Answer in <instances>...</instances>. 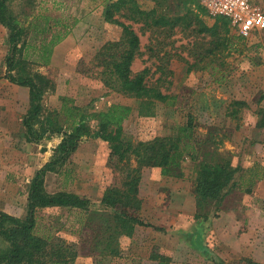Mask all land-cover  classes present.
<instances>
[{
	"label": "rangeland",
	"instance_id": "obj_1",
	"mask_svg": "<svg viewBox=\"0 0 264 264\" xmlns=\"http://www.w3.org/2000/svg\"><path fill=\"white\" fill-rule=\"evenodd\" d=\"M249 1L264 14V0ZM7 2L11 16L25 26L23 38L29 45L22 56L17 55L25 56L18 63L20 72H37L51 82L39 126L66 127L54 113L63 96L88 114L120 103L130 109L122 120L126 140L176 135L178 127L190 120L191 137L199 150L196 158L180 162V176H161L158 167H140L137 211L148 225L135 224L131 233L115 235L110 246L116 253L98 256L112 232L114 215L101 199L110 188L123 189L124 173L108 161L106 142L83 136L76 150L56 164L55 173L47 175L44 188L49 192L73 189L90 197L88 224L86 218L85 223L78 222V209L57 206L38 209L39 231L48 227L73 242L76 262L82 264H157L161 257L169 258V264H264V178L248 188L231 186L220 199L204 201L201 209L193 187L201 160L226 157L232 165L264 166V27L232 38L231 45L229 40L217 44L208 32L198 31L202 22L211 26L213 20L196 10L193 1L137 0L143 8L155 7L156 14L181 15L187 7L193 12L172 28L147 27L118 16L133 23L140 39L132 73L147 68L146 83L170 96L150 103L146 97L121 91L109 71V55L119 48L109 43L122 40L123 28L103 18L105 0ZM44 17L51 28L39 33L35 22L42 24ZM66 30L53 45L48 64H41L43 43ZM232 33L230 29L228 34ZM8 36L9 29L0 22V211L23 214L28 210L30 179L52 159L61 137L53 133L39 143L27 139L21 118L28 107L29 87L3 76ZM86 121L96 128L94 116ZM4 243L0 238V245ZM218 252L222 262L212 258Z\"/></svg>",
	"mask_w": 264,
	"mask_h": 264
},
{
	"label": "trees",
	"instance_id": "obj_2",
	"mask_svg": "<svg viewBox=\"0 0 264 264\" xmlns=\"http://www.w3.org/2000/svg\"><path fill=\"white\" fill-rule=\"evenodd\" d=\"M188 1H193L195 9L203 12L197 0ZM8 8L7 0H0V22L9 29V44L3 76L14 83L29 87L28 107L21 118L26 137L30 141L39 143L42 138L51 137L53 133H56L61 140L52 159L36 169L30 179L26 215L18 217L3 210L0 211V238L5 242L0 245V264H82L76 262L78 250L73 242L66 240L48 227L39 231L36 213L38 209L57 206L80 207L85 209L87 214L81 222L85 223L87 219L86 225L88 224L90 214L88 209H91L92 200L67 189L49 192L44 188V180L46 173L55 171L56 164L68 158L76 150L82 137L89 135L108 144L110 148L108 161H112V165L120 167L124 173L123 189L110 188L101 199L102 205L111 208L114 215L111 222L112 232L108 235V242L105 241L98 256L116 253V248L110 246L115 235L118 237L123 232L131 233L135 224L148 225L138 217L137 211L140 204L137 197L140 167L144 165L158 167L161 176H180V162L186 157L193 159L197 157L199 150L191 137L190 120L178 127L179 132L176 135L157 136L134 142L130 139L126 140L123 136L122 120L129 113L128 106L111 103L107 108L99 110L97 114L94 112L88 114L75 105L72 98L63 96L59 109L54 113L57 118L61 116L62 123L66 127L62 128V124H57L51 129L39 126L43 97L51 87V82L37 72L25 74L20 72L18 63L25 56L19 59L17 55L22 56V50L29 45L23 38L25 26L19 18L11 16ZM155 11V7H141L137 0H105L103 9V18L123 28L122 40L109 43L110 45L119 44L118 50L109 55L110 59L107 61L110 64L109 71L119 81L121 91L137 97H146L147 102L150 103L152 99L164 102L170 96L146 83L147 68L142 67L132 73L131 63L140 39L134 30L133 23L123 21L118 16L123 15L132 22H140L147 27L172 28L181 19H188V15L193 13L188 7L181 15H168L160 11L156 14ZM43 19L42 24L35 22L39 33H46L51 28L49 19L47 17ZM230 29L227 18L219 16L213 19L211 26L202 22L198 31L208 32L216 38L217 44L225 45L229 40L231 45L234 43L232 38L240 36L234 32L228 34ZM67 33L68 30L63 33H53L49 41L43 43L40 54L41 64H48L53 45L61 41ZM15 68L16 73L12 72ZM90 115L98 119L95 129L91 128L86 121ZM262 177L264 178V166L257 162L242 167L232 165L226 157L217 161L201 160L195 167L193 177L196 206L201 209L204 201L220 199L231 186L248 188ZM106 227L111 228L109 224ZM169 260V258L161 257L157 264H169Z\"/></svg>",
	"mask_w": 264,
	"mask_h": 264
},
{
	"label": "built area",
	"instance_id": "obj_3",
	"mask_svg": "<svg viewBox=\"0 0 264 264\" xmlns=\"http://www.w3.org/2000/svg\"><path fill=\"white\" fill-rule=\"evenodd\" d=\"M210 19L227 18L231 30L239 36L264 27V14L249 0H197Z\"/></svg>",
	"mask_w": 264,
	"mask_h": 264
},
{
	"label": "crops",
	"instance_id": "obj_4",
	"mask_svg": "<svg viewBox=\"0 0 264 264\" xmlns=\"http://www.w3.org/2000/svg\"><path fill=\"white\" fill-rule=\"evenodd\" d=\"M52 172L55 173L54 170H52ZM52 172L50 171V172H47V173H46V175H45V180H46L47 175H48V174H52ZM45 180H44V183H45ZM70 181H71V178H69L68 182H70ZM63 182L65 183L66 180L63 179ZM44 186H45V184H44ZM68 188H69V187H68ZM59 189H60V188H59ZM65 189H66V188H65ZM56 190H57V189H56ZM56 190H54V191H56ZM67 190H69V191H73V192H76V193H79V194H80V192L77 191V190H76V191L73 190V189H72V190L67 189ZM81 195H82V194H81ZM89 198H90V197H89ZM90 199H91V198H90ZM27 200H28V199H27ZM27 203H28V202H27ZM66 207H68V206H66ZM72 208L78 209V210L76 211L77 214H78V217H80V218H78V222H81V220L83 219V218H82V215L85 214V209H81L80 207H72ZM3 211H6V212H8V213H10V214H13V215H15V216H18V217H23V216L26 215V213H27V212H26V213H23V214L21 213V214H20L19 212H18V213L15 212V211H14V212H13V211L11 212V211H8V210H6V209L3 210ZM78 222H77V224H76V228H77V226H78V224H79ZM74 228H75V226H74ZM78 228H79V226H78ZM78 230H79V229H78ZM213 231L216 232V230H214V229H213ZM76 232H77V231H76ZM218 255H219V256H218ZM218 255H216V254H215V255H212L213 260H214V261H218V262H222L223 259L221 260V258H224V257L221 255V252H218Z\"/></svg>",
	"mask_w": 264,
	"mask_h": 264
}]
</instances>
